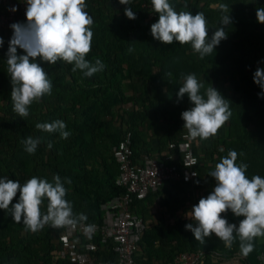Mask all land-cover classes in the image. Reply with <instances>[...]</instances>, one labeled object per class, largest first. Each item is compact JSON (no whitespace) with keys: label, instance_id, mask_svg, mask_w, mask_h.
<instances>
[{"label":"rangeland","instance_id":"rangeland-1","mask_svg":"<svg viewBox=\"0 0 264 264\" xmlns=\"http://www.w3.org/2000/svg\"><path fill=\"white\" fill-rule=\"evenodd\" d=\"M105 2L99 8L86 3V10L94 19L91 51L86 59L94 62L99 58L105 65L104 70L86 77L80 70L73 72V66L63 61L55 65L40 61L52 81V94L34 102L26 118L13 112L10 98L5 53L12 29L0 30L4 40L0 47V176L21 183L32 176L51 182L54 174L62 179L64 175L77 174L103 178L107 167L116 171L112 148L128 127L136 148L154 153L176 130L185 129L181 112L192 104L186 94L177 102L176 93L182 86L181 73H195L205 87L211 84L229 100L232 115L216 136L197 147L200 174L193 182L166 183L141 205V216L149 228L148 249L160 261L174 251H192L191 248L203 246L185 229V224L195 223L187 214L192 205L213 190L215 179L207 173L228 150L237 151V163L248 164L249 179L254 174L264 177V98L258 97L261 89L253 81L255 69L264 67V24L256 19V9L264 7V0H170L178 11H191L193 15L204 13L209 39L224 14L221 5L227 6L232 18V23L226 26L227 39L203 59L193 53L190 44L181 45L176 41L163 44L154 39L150 26L156 20L150 19L149 11L138 0H131L130 4L136 19L125 16L124 8L128 5L120 4L119 0ZM185 3L187 8L183 7ZM130 46L134 48L131 53ZM17 52L24 54L19 47ZM168 71L171 76L165 74ZM85 113H95L97 120L103 122L102 127L94 129L93 138L83 128ZM55 119L66 122V130L71 133L67 139L35 127L37 122ZM29 135L45 137L35 154L25 152L21 144ZM48 141L52 142L51 149L46 146ZM240 152L244 155L240 156ZM75 183L80 193L75 191ZM65 187L66 199L72 202L75 213L83 212L87 218H93L98 211H103V203L97 207V188L76 180L65 183ZM18 199L19 193L13 203ZM46 206L47 200L41 206L42 211H46ZM221 215L237 225L243 219L231 211ZM211 239L219 242L213 241V246L227 249L214 233L205 243ZM55 241L56 232L51 226L46 225L38 232L27 231L23 223H16L9 213L0 209V253L8 256L0 259V264H64L55 257L56 250L51 246ZM231 248L236 252L234 257L222 259L216 255L215 262L248 264L240 253L238 240ZM263 252L264 238H256L254 250L248 255L252 264H261L259 255ZM139 264L148 263L142 260Z\"/></svg>","mask_w":264,"mask_h":264},{"label":"clouds","instance_id":"clouds-1","mask_svg":"<svg viewBox=\"0 0 264 264\" xmlns=\"http://www.w3.org/2000/svg\"><path fill=\"white\" fill-rule=\"evenodd\" d=\"M25 3L26 22L10 24L12 36L5 53L12 109L21 118L29 116L34 102L52 94V81L40 61L51 65L63 61L73 66V72L80 70L86 77L105 68L99 58L94 62L86 59L91 51L94 19L86 10L85 0H25ZM119 3L128 5L124 8L127 18L136 19L130 7L131 0H119ZM151 3L153 11L158 14V20L150 26L151 35L163 44L174 41L181 45L190 44L193 53L203 59L227 39L226 26L232 23V18L226 5H221L224 14L209 39L203 12L193 15L191 11H178L170 0H151ZM183 7L187 8V3ZM16 10L14 6L12 11ZM256 19L264 24V7L256 9ZM3 43L0 36V47ZM18 47L23 49L24 54H18ZM133 51L130 46L128 52ZM165 74L172 75L171 71ZM181 80L182 86L176 93L177 102L186 94L192 104L181 112L183 128L192 139L208 140L216 136L232 115L229 100L211 84L205 87L195 73H181ZM253 81L261 89L258 97L264 98V67L255 69ZM35 127L45 133H58L61 139H67L71 134L66 130V122L61 119L37 122ZM44 140L43 136L29 135L21 140V144L25 152L35 154ZM46 146L51 149L52 142L48 141ZM237 160V151L228 150L214 169L207 173L215 179V186L206 197H201L198 203L192 205L187 215L195 223L185 224V229L190 230L201 244L213 233L227 248L238 240L240 253L246 257L254 250V240L264 238V177L254 174L249 179L246 175L248 164L237 163ZM195 163L193 161V165ZM65 183L71 184V179H62L58 174L53 175L51 182L32 176L23 183L0 176V209L9 213L16 223H23L25 230L31 232H38L46 225L53 228L77 225L86 221L87 216L83 212H74L72 202L66 199L68 189ZM17 193L19 199L13 203ZM45 200L46 211H42ZM228 211L236 217H243L238 225L229 223L221 215ZM91 230V225L85 228L86 233Z\"/></svg>","mask_w":264,"mask_h":264},{"label":"built area","instance_id":"built-area-1","mask_svg":"<svg viewBox=\"0 0 264 264\" xmlns=\"http://www.w3.org/2000/svg\"><path fill=\"white\" fill-rule=\"evenodd\" d=\"M0 30L10 28L13 22H26L25 0H0ZM151 20H157L152 3L143 2ZM16 11H12L13 7ZM199 138L192 139L186 129L169 142L168 147L154 153H143L134 159L132 135L127 131L113 146L112 154L118 164L115 183L125 191L104 202L101 221H83L74 226L56 228V255L73 264H138L136 256L141 250L142 235L147 227L143 217L132 209L135 199H145L158 192L166 181L172 184H190L200 174V158L197 154ZM195 161V165H193ZM187 177V178H186ZM91 225L90 233L85 228ZM110 252L113 260H103L99 253ZM207 250L182 251L170 263L201 264ZM264 264V252L259 255Z\"/></svg>","mask_w":264,"mask_h":264},{"label":"trees","instance_id":"trees-1","mask_svg":"<svg viewBox=\"0 0 264 264\" xmlns=\"http://www.w3.org/2000/svg\"><path fill=\"white\" fill-rule=\"evenodd\" d=\"M106 0H85V2L87 4H89L91 7H94V8H99L100 6H102L103 3H106L105 2ZM151 0H138V3L139 4H142L143 2H148ZM2 6L0 5V11H1V8ZM23 23V21H21ZM247 49L251 50L250 48L246 47ZM244 49V48H243ZM114 85V80L112 81L111 83V87ZM94 94H96L94 92ZM79 103H82L83 101L81 100H78ZM82 123H83V128L84 130L90 134V137L93 138L94 137V129L96 127H102L103 126V122L101 121H98L97 120V117H96V114L95 113H90V114H87L85 113L84 116H83V119H82ZM131 128V126H130ZM129 131V127H128V130ZM126 131V132H127ZM125 132V133H126ZM125 135V134H124ZM123 135V136H124ZM123 136L116 142L118 143L122 138ZM179 137V132L178 130H176V133L175 135L169 139V141L162 147H160L157 151H162L164 149H166L168 147V144L170 141L172 140H176L177 138ZM213 138V137H212ZM212 138L208 139V140H199V143H198V146L201 145V143H206V142H209ZM132 145H133V150H134V159L135 158H139L143 153H146L144 151H140L136 148L135 146V139L132 138ZM197 146V147H198ZM86 150H88L87 147H85ZM197 150V149H196ZM157 151H154V152H157ZM112 158L113 160L115 161L114 157H113V154H112ZM116 163V171L113 172L110 168H106V174L103 178H100V177H95V178H87L85 175H64L66 176L67 178H70L71 181H79L81 183H83L85 186H90L92 188H97L98 190H96V193H95V197H96V203H97V207L98 205H100L101 203H104L106 202L108 199L114 197V196H117V195H120L122 194L124 191H125V188L124 187H121L119 185H117L115 183V178L118 174V164L117 162L115 161ZM54 171H56L57 173H61V171H58L57 169L53 168ZM166 183H169V184H172L170 181H166L163 183L162 187L166 184ZM74 189L77 193H80L81 190L80 188H78V186L76 185V183L74 184ZM161 190V189H160ZM158 190V192L160 191ZM158 192H155V193H150L147 198L145 199H135V201L133 202L132 204V209L139 213L140 215H142V210H141V205L143 202H145L146 200L148 199H151L152 195L158 193ZM103 215H104V212L102 210L98 211L96 216L93 217V218H87V222L91 223V222H95V221H101L102 218H103ZM143 216V215H142ZM144 219V218H143ZM144 221L147 223V220L144 219ZM55 232H58L56 228H53L51 227ZM148 224H147V227L142 235V242H141V250L138 254V256H136V261L137 263L139 264V261L142 262V260L148 264H161V263H170L173 261L175 255L177 254L178 251H174L173 253H171V255L163 260H160V261H156V258L154 257V255L149 251L148 249V246H147V242H146V235L148 233ZM213 241L218 242V240H208L207 243L203 244L202 247H199V246H196L197 248H191L190 250L194 251L196 249H205L207 250V255H206V261L204 260L205 264H212L213 260H215L216 258V255L219 256L220 258L222 259H227V258H232L235 256L236 252L232 249V248H219L217 247V245L213 246ZM54 244V245H53ZM53 244L51 243V246L55 248L56 250V244L53 242ZM263 247V246H262ZM184 251H189V249H186ZM55 254V253H54ZM99 256L101 257V259L103 260H113L114 259V256L106 251V250H103L99 253ZM55 257L58 259V260H61L64 262V264H73L71 263L70 261L66 260V259H60L57 257V255L55 254ZM8 256H6V254L4 253H0V259L1 260H4V259H7ZM244 261H246L248 264H252V262L250 261L249 259V256H244ZM203 262V263H204ZM39 264H43V263H39Z\"/></svg>","mask_w":264,"mask_h":264},{"label":"crops","instance_id":"crops-1","mask_svg":"<svg viewBox=\"0 0 264 264\" xmlns=\"http://www.w3.org/2000/svg\"><path fill=\"white\" fill-rule=\"evenodd\" d=\"M212 264H221V263H217V262H215V260H213ZM223 264H224V263H223Z\"/></svg>","mask_w":264,"mask_h":264}]
</instances>
